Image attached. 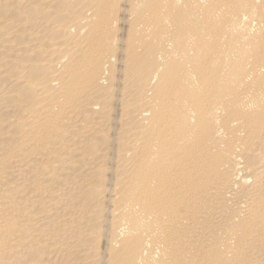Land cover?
Returning <instances> with one entry per match:
<instances>
[{
	"label": "bare ground",
	"instance_id": "1",
	"mask_svg": "<svg viewBox=\"0 0 264 264\" xmlns=\"http://www.w3.org/2000/svg\"><path fill=\"white\" fill-rule=\"evenodd\" d=\"M0 264H264V0H0Z\"/></svg>",
	"mask_w": 264,
	"mask_h": 264
}]
</instances>
